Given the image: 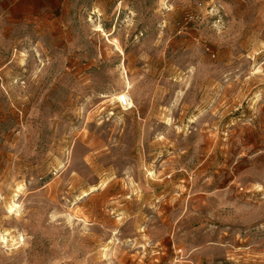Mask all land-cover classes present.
<instances>
[{"label":"rangeland","instance_id":"obj_1","mask_svg":"<svg viewBox=\"0 0 264 264\" xmlns=\"http://www.w3.org/2000/svg\"><path fill=\"white\" fill-rule=\"evenodd\" d=\"M0 264H264V0H0Z\"/></svg>","mask_w":264,"mask_h":264},{"label":"built area","instance_id":"obj_2","mask_svg":"<svg viewBox=\"0 0 264 264\" xmlns=\"http://www.w3.org/2000/svg\"><path fill=\"white\" fill-rule=\"evenodd\" d=\"M116 102L120 109L126 110L130 107L131 99L128 94H122L117 97Z\"/></svg>","mask_w":264,"mask_h":264},{"label":"bare ground","instance_id":"obj_3","mask_svg":"<svg viewBox=\"0 0 264 264\" xmlns=\"http://www.w3.org/2000/svg\"><path fill=\"white\" fill-rule=\"evenodd\" d=\"M131 104H132V102L130 103V107H131ZM130 107H129V109H130ZM17 208H18V206H17L15 203H12V204H10V205L8 206L7 210H8V212H9V214H10V213H12V212H15ZM3 241H4V239H3ZM3 243H4V242H3Z\"/></svg>","mask_w":264,"mask_h":264}]
</instances>
